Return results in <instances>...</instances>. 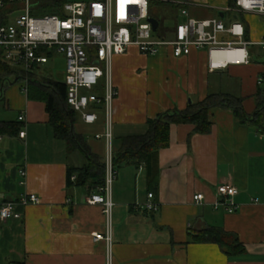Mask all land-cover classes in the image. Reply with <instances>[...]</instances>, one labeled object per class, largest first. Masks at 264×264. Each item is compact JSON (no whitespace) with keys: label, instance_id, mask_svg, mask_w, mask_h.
I'll return each mask as SVG.
<instances>
[{"label":"crops","instance_id":"1","mask_svg":"<svg viewBox=\"0 0 264 264\" xmlns=\"http://www.w3.org/2000/svg\"><path fill=\"white\" fill-rule=\"evenodd\" d=\"M168 4L180 19L167 35L188 19H217L226 27L240 23L245 41L251 43L249 64L211 71L205 50L175 58L169 47L155 56L131 47L114 57L112 81L118 91L112 115L114 156L126 140L147 134L148 120L186 111L209 95L238 99L249 117L262 99L257 80L264 78L258 46L264 38L263 17L236 12L233 0ZM50 81L64 84V78ZM26 88L20 78L0 91V198L16 202L34 194L40 202L18 208L21 220H0V264H105V243L94 241L105 231L104 212L102 206L86 202L99 186L95 179L82 186L67 185L69 169L93 168L95 163L80 150L69 153L66 143L54 137L45 104L28 100ZM209 114L207 133L194 132L190 124H170L166 146L114 168L112 264H264V117L258 125L241 121L228 108ZM72 130L102 164L106 144L96 136L105 133L103 117L87 125L76 114ZM224 183L238 190L239 208L233 214L213 208L216 187ZM149 193L157 211L144 209ZM196 194L204 196L200 205L193 202ZM210 228L236 235L244 252L229 257L216 244L194 239Z\"/></svg>","mask_w":264,"mask_h":264},{"label":"built area","instance_id":"2","mask_svg":"<svg viewBox=\"0 0 264 264\" xmlns=\"http://www.w3.org/2000/svg\"><path fill=\"white\" fill-rule=\"evenodd\" d=\"M35 7L33 0H0V15L8 11L6 22H0L2 60L12 67L21 68L26 75L47 64L54 55L61 57L66 106L87 125L103 117L105 133L96 138L104 139L106 144L104 180L96 194L89 195L86 202L88 205L102 206L105 231L95 235L94 241H104L105 264H112L111 213L114 204L111 186L116 178L112 115L113 103L118 96L112 81V59L125 54L131 47L144 56H155L163 47H169L175 58L205 50L209 70L213 71L229 64H249L247 47L251 43L245 41L244 28L240 23H231L226 27L217 19H188L177 25L171 35L166 32L162 38L156 39L149 22L152 17L148 0H66L60 6L59 14L43 16L32 14ZM234 9L239 13L254 12L264 19V0H236ZM18 11L21 12L16 14ZM181 15L186 16V11H181ZM258 46L264 58V38ZM226 54L230 55L229 59L225 57ZM263 83V78L257 80L258 86ZM24 136V132L19 133L20 138ZM19 174L22 177L26 175L23 170ZM74 180L73 176L71 181ZM215 195V210L221 209L227 214L238 210L235 202L238 190L231 184L218 185ZM152 198L153 195L149 193L145 211H157ZM203 201L202 194L193 196L196 205ZM39 202L34 194L25 195L16 202H6L0 198V220H21L22 213L17 209Z\"/></svg>","mask_w":264,"mask_h":264},{"label":"trees","instance_id":"3","mask_svg":"<svg viewBox=\"0 0 264 264\" xmlns=\"http://www.w3.org/2000/svg\"><path fill=\"white\" fill-rule=\"evenodd\" d=\"M36 7L32 14L42 11H49L50 14H59L60 6L66 0H33ZM149 1V12L152 18H155L152 10V5L157 4V1ZM161 2V1H160ZM162 3V2H161ZM8 11H3L0 15V22H6V14ZM156 19V18H155ZM158 30L161 28V23L158 19ZM164 29V35L168 31ZM163 36V35H162ZM244 39H247V34L244 30ZM21 76L26 77L27 88L26 94L30 101L40 102L45 104L46 111L50 118V124L53 129L54 137L57 140L66 143L67 151L70 153L75 150H80L87 156L91 163H95V167L71 168L67 172V185L74 184L76 186L84 185L87 180L95 179L96 186H101L104 180V164L99 163L93 158L87 150L81 137L75 135L72 130L74 122L73 111L65 104V85L61 82H53L47 79L36 78L31 72L19 73L12 66L2 60L0 50V91L6 83L20 79ZM264 79V78H263ZM259 92L262 94V99L258 101V110L251 117L244 115L241 110L240 101L232 99L226 95H209L200 103L191 105L186 111H172L163 113L154 120H148L149 131L143 137L129 139L125 141L123 150L114 156L113 165L135 163L145 158L147 153L156 152V150L166 146L168 142V127L170 124H190L194 126V132L205 134L210 130V111L215 108H228L233 111V114L243 122H253L258 125L263 121L264 117V83ZM259 86V87H260ZM262 112V113H260ZM255 118L254 120L252 118ZM258 118V119H257ZM257 119V120H256ZM74 181H71L72 177ZM197 241L204 243L216 244L220 250L229 257H235L244 252L242 244L239 242L236 235L223 231L222 229L210 228L205 230L200 235L194 237Z\"/></svg>","mask_w":264,"mask_h":264},{"label":"rangeland","instance_id":"4","mask_svg":"<svg viewBox=\"0 0 264 264\" xmlns=\"http://www.w3.org/2000/svg\"><path fill=\"white\" fill-rule=\"evenodd\" d=\"M69 2H77L81 0H67ZM158 3L152 5L150 8L152 10L153 15L156 19L159 20L161 23V28L159 31L153 33L154 38H162L164 35V29H170L174 26L176 22L179 21V17L177 16L176 9L171 5L168 4L170 0L162 1V0H155ZM162 3H161V2ZM21 11H18L16 14H19ZM49 11H42L34 13V16H43L49 15ZM19 73L22 72L21 68L13 67ZM36 78L39 79H51L54 81H61L64 78V63L61 57L54 55V58L51 59L47 64L40 66L38 69H35L31 72ZM22 79H26V77L21 76ZM11 80L14 81V77H11ZM7 84V83H6Z\"/></svg>","mask_w":264,"mask_h":264},{"label":"water","instance_id":"5","mask_svg":"<svg viewBox=\"0 0 264 264\" xmlns=\"http://www.w3.org/2000/svg\"><path fill=\"white\" fill-rule=\"evenodd\" d=\"M236 0H233V3H235ZM149 22L151 23L152 25V30L153 32H155L158 28V21L155 19V18H150L149 19Z\"/></svg>","mask_w":264,"mask_h":264},{"label":"bare ground","instance_id":"6","mask_svg":"<svg viewBox=\"0 0 264 264\" xmlns=\"http://www.w3.org/2000/svg\"><path fill=\"white\" fill-rule=\"evenodd\" d=\"M225 57L229 59L230 55L226 54Z\"/></svg>","mask_w":264,"mask_h":264}]
</instances>
